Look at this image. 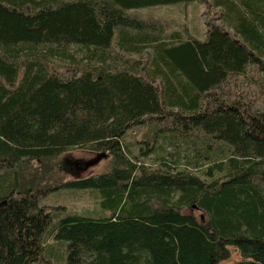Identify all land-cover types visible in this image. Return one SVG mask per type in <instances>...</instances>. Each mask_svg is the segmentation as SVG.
Wrapping results in <instances>:
<instances>
[{
  "label": "trees",
  "instance_id": "obj_1",
  "mask_svg": "<svg viewBox=\"0 0 264 264\" xmlns=\"http://www.w3.org/2000/svg\"><path fill=\"white\" fill-rule=\"evenodd\" d=\"M192 1L208 5L0 0V264H218L228 246L237 264H264V107L226 91L255 68L264 100V0H240L243 13L213 0L226 18L207 23L203 38L149 31L128 13ZM72 44L92 64L51 71L47 57L70 56ZM160 119L168 131L143 125ZM134 127L145 129L155 168L127 156ZM174 139L192 146L184 165L171 159ZM76 148L107 153L108 168L23 188V166L51 172V160ZM63 188L97 193L98 211L41 204Z\"/></svg>",
  "mask_w": 264,
  "mask_h": 264
},
{
  "label": "rangeland",
  "instance_id": "obj_2",
  "mask_svg": "<svg viewBox=\"0 0 264 264\" xmlns=\"http://www.w3.org/2000/svg\"><path fill=\"white\" fill-rule=\"evenodd\" d=\"M212 1L213 0H207L208 5L205 1H192L150 7L147 9L133 10L131 11V15H135L137 18L144 21L147 29H150L149 31L161 34L178 31L187 36L185 33L186 30H184V28H186L190 35L197 38H203L207 23H211L212 21L219 22L217 20L218 17L223 20L226 18V7L222 4L217 8H214ZM232 1L237 4L240 2V0ZM238 8L240 12H242L243 7L238 4ZM66 53H69L70 56H64L62 58L47 57V62H49L48 68L58 74L66 75L73 68L86 67L92 64L83 57L85 51L83 48H80L79 45H70L66 50ZM138 62L139 61H137L135 65H137ZM94 64H97V62H94ZM139 64L144 65L146 62H141ZM257 75L255 68H250L248 78L235 77L231 79L228 87H226V91H228L233 97H243L244 100L251 102L255 108H263L264 100L258 96L259 91L257 86L253 84L252 81L250 82V80L257 77ZM164 124L167 125L170 123L165 119H160L158 122L155 120L146 121L143 125H146L147 128L149 127L153 134H159L168 131V128H166ZM144 133L145 129H139V127H134L129 130L128 135H126L124 139L126 144H128L129 149L127 151V156H130L131 160L139 165L142 164L146 167L149 166L150 168H155L158 162L155 159V156L143 153L144 148H141L142 142L140 140L143 139L142 136ZM174 142L177 143L178 146L174 145V156H172L171 159L179 161L174 162L175 165H184V155L190 152L189 148L192 146L184 143V141H177L174 139ZM96 155L95 152H91L87 149L76 148L70 150L51 160L50 162L53 165L54 170L45 174H43L44 167L38 162H32L23 166L20 170V180L23 188L26 187L28 182L30 184L35 182L39 176L42 178H51V180L64 181L78 176L83 177L102 173L108 168L110 163L111 158L107 153L106 157L96 165L84 170V164L90 159L96 157ZM79 192H81L79 189H58L44 196L41 199V204L64 206L67 212L62 211L60 215L65 213H77L93 216V214L99 209L100 197L95 192ZM184 212L195 216L200 221L206 222V215L198 209L187 208ZM62 243L64 242H60L57 245L59 252H62L63 250ZM51 245L53 244L51 243ZM228 248L230 250V257L226 260L220 261L218 264H237L242 260L237 248L234 246H228ZM63 263L65 264V261Z\"/></svg>",
  "mask_w": 264,
  "mask_h": 264
},
{
  "label": "water",
  "instance_id": "obj_3",
  "mask_svg": "<svg viewBox=\"0 0 264 264\" xmlns=\"http://www.w3.org/2000/svg\"><path fill=\"white\" fill-rule=\"evenodd\" d=\"M105 157H106L105 152L98 153L96 157L90 159L84 164V170H87L89 167L96 165L98 162H100Z\"/></svg>",
  "mask_w": 264,
  "mask_h": 264
},
{
  "label": "crops",
  "instance_id": "obj_4",
  "mask_svg": "<svg viewBox=\"0 0 264 264\" xmlns=\"http://www.w3.org/2000/svg\"><path fill=\"white\" fill-rule=\"evenodd\" d=\"M169 5H171V4H169ZM156 6H163V5H155V6H150V7H156ZM150 7L139 8V9H147V8H150ZM139 9H132V10H129L128 13L131 15V14H132L131 11H133V10H139ZM134 16H135V15H134ZM147 30H150V29H147ZM184 30H186L185 33H186L187 35H190L189 32H188V30H187L186 28H184ZM205 30H206V29H205ZM204 34H205V33H204ZM192 36H193V35H192ZM204 36H205V35H204ZM204 36H203V37H204Z\"/></svg>",
  "mask_w": 264,
  "mask_h": 264
}]
</instances>
